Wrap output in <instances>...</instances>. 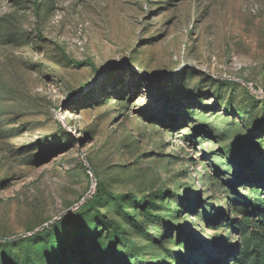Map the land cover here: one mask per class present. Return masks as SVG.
I'll list each match as a JSON object with an SVG mask.
<instances>
[{
    "label": "rangeland",
    "instance_id": "obj_1",
    "mask_svg": "<svg viewBox=\"0 0 264 264\" xmlns=\"http://www.w3.org/2000/svg\"><path fill=\"white\" fill-rule=\"evenodd\" d=\"M0 237V264H264V0H0Z\"/></svg>",
    "mask_w": 264,
    "mask_h": 264
},
{
    "label": "trees",
    "instance_id": "obj_2",
    "mask_svg": "<svg viewBox=\"0 0 264 264\" xmlns=\"http://www.w3.org/2000/svg\"><path fill=\"white\" fill-rule=\"evenodd\" d=\"M89 64H91V62H88ZM76 64H79V65H82L81 63H76ZM162 194L161 193H152L150 195H148L147 197H143L141 199H137V197L133 196V195H128V196H122L121 199H130V200H133V201H137L140 205L144 206L147 204L148 201H153L155 200L156 198H159ZM149 217H152V215H148ZM195 248L198 249L199 248V245L198 243H195Z\"/></svg>",
    "mask_w": 264,
    "mask_h": 264
},
{
    "label": "water",
    "instance_id": "obj_3",
    "mask_svg": "<svg viewBox=\"0 0 264 264\" xmlns=\"http://www.w3.org/2000/svg\"><path fill=\"white\" fill-rule=\"evenodd\" d=\"M49 224H47V225H45L42 229H40V230H43V229H45L47 226H48ZM15 240V238L14 239H5V238H1L0 237V242H12V241H14Z\"/></svg>",
    "mask_w": 264,
    "mask_h": 264
}]
</instances>
